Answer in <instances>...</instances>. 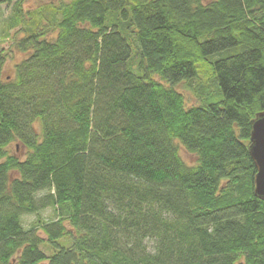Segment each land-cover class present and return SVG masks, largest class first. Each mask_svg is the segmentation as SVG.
Masks as SVG:
<instances>
[{
	"label": "trees",
	"instance_id": "1",
	"mask_svg": "<svg viewBox=\"0 0 264 264\" xmlns=\"http://www.w3.org/2000/svg\"><path fill=\"white\" fill-rule=\"evenodd\" d=\"M26 1L0 0V264H264V0Z\"/></svg>",
	"mask_w": 264,
	"mask_h": 264
},
{
	"label": "rangeland",
	"instance_id": "2",
	"mask_svg": "<svg viewBox=\"0 0 264 264\" xmlns=\"http://www.w3.org/2000/svg\"><path fill=\"white\" fill-rule=\"evenodd\" d=\"M69 2L70 0H27L26 3L23 5L25 10H32L35 9L36 7L43 5V4H58L59 2ZM9 14L8 11H5L4 15L7 16ZM22 35L19 34L18 38L21 37ZM0 48L4 49V52L7 53V60H6V65L4 68V78H12L14 76V66L20 62L23 58L24 55L22 53H19L11 49V40H2L0 39ZM155 80H158L157 77H154ZM195 83H197L195 81ZM175 89L177 92L181 93L184 97L185 100V105L186 107H191L194 105H197L198 103H215L220 99V96L218 95L217 92H211L208 90L207 93H205L202 97V101L199 102V98L195 95V93L189 89L185 83H179L175 86ZM201 103V104H202ZM38 126V125H37ZM39 127V126H38ZM176 143L178 144V150L180 157L182 160L189 166H193L196 164V156L187 152L184 147L179 143L178 140H176ZM8 150L11 154L23 158L25 149L23 146L19 145L18 143H14L8 147ZM41 217L49 221L53 218V212L51 208H47L44 211L40 213ZM35 219V216L33 214L30 215H23L21 218L22 225L24 228H28L31 225V222ZM40 237L43 238L44 240L46 239L43 233H39ZM57 243L61 246H66L63 242V239H59ZM41 249L47 254L51 255L54 250H48L45 246H41Z\"/></svg>",
	"mask_w": 264,
	"mask_h": 264
},
{
	"label": "water",
	"instance_id": "3",
	"mask_svg": "<svg viewBox=\"0 0 264 264\" xmlns=\"http://www.w3.org/2000/svg\"><path fill=\"white\" fill-rule=\"evenodd\" d=\"M250 124L248 152L256 169L253 191L264 202V111L257 113Z\"/></svg>",
	"mask_w": 264,
	"mask_h": 264
}]
</instances>
